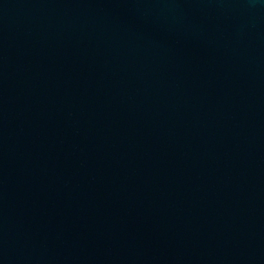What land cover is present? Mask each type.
I'll use <instances>...</instances> for the list:
<instances>
[{"label": "water", "instance_id": "water-1", "mask_svg": "<svg viewBox=\"0 0 264 264\" xmlns=\"http://www.w3.org/2000/svg\"><path fill=\"white\" fill-rule=\"evenodd\" d=\"M0 264H264V0H0Z\"/></svg>", "mask_w": 264, "mask_h": 264}]
</instances>
